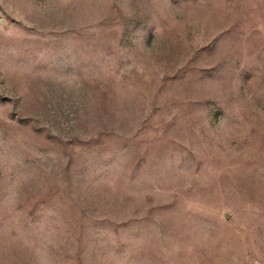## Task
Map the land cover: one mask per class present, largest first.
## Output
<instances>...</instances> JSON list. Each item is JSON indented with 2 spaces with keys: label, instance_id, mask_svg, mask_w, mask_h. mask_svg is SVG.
Instances as JSON below:
<instances>
[{
  "label": "rangeland",
  "instance_id": "rangeland-1",
  "mask_svg": "<svg viewBox=\"0 0 264 264\" xmlns=\"http://www.w3.org/2000/svg\"><path fill=\"white\" fill-rule=\"evenodd\" d=\"M0 264H264V0H0Z\"/></svg>",
  "mask_w": 264,
  "mask_h": 264
},
{
  "label": "water",
  "instance_id": "water-1",
  "mask_svg": "<svg viewBox=\"0 0 264 264\" xmlns=\"http://www.w3.org/2000/svg\"><path fill=\"white\" fill-rule=\"evenodd\" d=\"M226 217V216H225Z\"/></svg>",
  "mask_w": 264,
  "mask_h": 264
}]
</instances>
